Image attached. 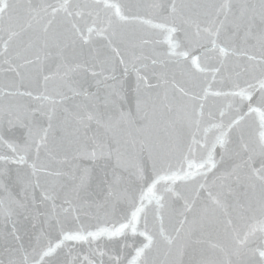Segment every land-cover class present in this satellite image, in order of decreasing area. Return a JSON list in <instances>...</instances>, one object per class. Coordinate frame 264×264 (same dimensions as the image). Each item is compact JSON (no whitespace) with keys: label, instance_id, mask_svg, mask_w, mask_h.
I'll return each mask as SVG.
<instances>
[{"label":"snow or ice","instance_id":"snow-or-ice-1","mask_svg":"<svg viewBox=\"0 0 264 264\" xmlns=\"http://www.w3.org/2000/svg\"><path fill=\"white\" fill-rule=\"evenodd\" d=\"M0 264H264V0H0Z\"/></svg>","mask_w":264,"mask_h":264}]
</instances>
